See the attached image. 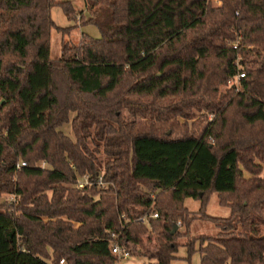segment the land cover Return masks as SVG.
Wrapping results in <instances>:
<instances>
[{"label": "trees", "instance_id": "obj_1", "mask_svg": "<svg viewBox=\"0 0 264 264\" xmlns=\"http://www.w3.org/2000/svg\"><path fill=\"white\" fill-rule=\"evenodd\" d=\"M219 1L85 0L87 17L0 0V264H115L113 244L134 255L153 236L147 264L181 246L264 264V0ZM77 20L100 37L52 58ZM86 174L107 186L75 187ZM214 194L228 216L207 213ZM187 199L214 234H192Z\"/></svg>", "mask_w": 264, "mask_h": 264}, {"label": "rangeland", "instance_id": "obj_2", "mask_svg": "<svg viewBox=\"0 0 264 264\" xmlns=\"http://www.w3.org/2000/svg\"><path fill=\"white\" fill-rule=\"evenodd\" d=\"M73 1L76 9L81 12L84 11L87 17H89V13L86 11V2L85 0H71ZM214 5H220L221 2L219 0H211ZM52 16L55 21V23L58 26L61 27H66L71 24L70 20L67 18L65 15L64 11L62 10L61 7L55 6L52 9ZM78 20H80L78 18ZM76 21L78 23V27L76 30L72 31L71 33L67 35H63L59 31L53 30L52 36H51V57L52 58H58L61 54L62 47L65 44L73 45V44H79L81 39H82V33L85 32L91 36L94 37H100V31L99 29L94 26V25H87L82 27V24L80 21ZM1 103H3V100H1ZM75 113L72 112L70 113L69 116V122L65 124L64 126L61 127V130L69 135L73 140H75V135L72 130V125L71 122L73 118L75 117ZM209 118H212L211 115H209ZM192 121H190L191 123ZM5 199V197L1 198V200ZM9 201L13 200V197H8ZM187 206H189V210L193 213L195 217V222L192 226V234L194 236L198 235H203V234H208L212 235L216 231V229L208 225L206 223H201L199 219V215L196 213L199 210L200 207V202L195 201L193 199H187L186 200ZM207 213L212 215V216H219V217H226L229 215L230 210L227 207L221 206L218 203L217 195L214 194L210 197L208 204H207ZM181 222V227L182 229L184 228L182 220H179ZM179 225V223H178ZM156 236H153L152 240L150 243L147 244L146 248H141V247H132L134 255L128 256L115 264H147L149 262V259L146 258L144 255L147 253L148 250L150 251H155L156 247ZM144 254V255H142ZM178 258L174 260L171 264H201V256L199 252L194 253L191 258L188 260L187 256V248L184 246H181L179 248V251L177 253Z\"/></svg>", "mask_w": 264, "mask_h": 264}, {"label": "built area", "instance_id": "obj_3", "mask_svg": "<svg viewBox=\"0 0 264 264\" xmlns=\"http://www.w3.org/2000/svg\"><path fill=\"white\" fill-rule=\"evenodd\" d=\"M241 77L244 76V74L240 75ZM26 163L23 162L21 164L18 165V168H21L22 166H25ZM96 182L93 181L92 177L89 174L84 175L81 178H78L76 183H75V187L77 188H85L86 186H89L93 183H96L97 185L101 186V187H106L107 183L104 181L102 176H98L95 179ZM155 217L158 216V214L154 215ZM181 226V222H179V225ZM112 251L114 254H116L118 256V258H120L121 260L128 257V256H132V252L124 247H121L119 244L115 243L113 244V248ZM61 264H64V259L60 261Z\"/></svg>", "mask_w": 264, "mask_h": 264}, {"label": "water", "instance_id": "obj_4", "mask_svg": "<svg viewBox=\"0 0 264 264\" xmlns=\"http://www.w3.org/2000/svg\"><path fill=\"white\" fill-rule=\"evenodd\" d=\"M178 228H179V226L176 225V226L174 227L173 233H175V232L178 230Z\"/></svg>", "mask_w": 264, "mask_h": 264}]
</instances>
